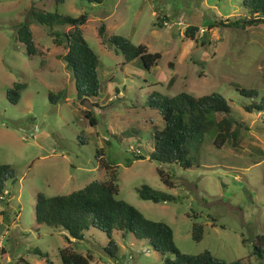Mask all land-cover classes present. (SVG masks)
Returning a JSON list of instances; mask_svg holds the SVG:
<instances>
[{
    "label": "rangeland",
    "instance_id": "1",
    "mask_svg": "<svg viewBox=\"0 0 264 264\" xmlns=\"http://www.w3.org/2000/svg\"><path fill=\"white\" fill-rule=\"evenodd\" d=\"M38 10L87 15L81 28L99 58L103 87L98 96L75 97L62 58L66 49L54 41L55 31L71 27L40 24L33 18ZM245 15L241 0H0V163L9 164L15 175L0 200V264H17L19 257L45 264L34 248L61 264L62 247L91 254L88 264H164L159 252L129 233L113 232L116 259L103 249L108 237L97 228L74 240L61 227L36 224V194L69 193L105 179L100 158L117 170L118 198L169 224L181 252L209 250L225 261L264 264L252 254L255 235L264 233V114L245 111L250 98L235 87H254L264 95V23H234ZM20 22L29 24L35 53L27 54L17 38ZM101 23L105 39L97 32ZM190 24L199 27L195 39L184 34ZM111 35L159 52L157 64L145 70L138 58L124 62L107 42ZM15 81L27 85L12 103L6 91ZM152 90L168 96L218 92L243 124L239 147H216L208 132L191 151L189 168L149 160L154 126L163 124L155 109L143 105ZM49 92H60V99L53 103ZM85 110L96 117L95 125L84 117ZM159 167L172 173V187L160 180ZM142 184L176 198L141 199L136 190ZM194 221L203 225L199 240L190 234Z\"/></svg>",
    "mask_w": 264,
    "mask_h": 264
},
{
    "label": "trees",
    "instance_id": "2",
    "mask_svg": "<svg viewBox=\"0 0 264 264\" xmlns=\"http://www.w3.org/2000/svg\"><path fill=\"white\" fill-rule=\"evenodd\" d=\"M63 0H55L60 3ZM89 3H101L103 0H84ZM247 15L234 23L241 25H254L264 23V0H241ZM33 18L42 25L52 28L54 25H69L68 31L54 32V41L64 44L66 49L62 55L66 67L70 70L75 86V97L87 100L96 97L102 89L98 76L99 58L89 46L82 34L81 25L86 21L87 15L80 14L72 17L51 11H34ZM224 21L220 22H225ZM210 26H213L210 24ZM197 25L190 24L185 30V36L195 39ZM103 23L98 27V35L105 39ZM17 38L26 48L27 54L35 53L32 32L27 22H20L16 29ZM107 42L116 51H120L124 62L138 58L145 70L157 64L160 53L150 52L144 44H134L122 35H111ZM25 81H15L6 91L7 98L16 103L20 94L26 87ZM236 89L244 96L250 98L243 104L247 112L264 114V95L259 96L254 87H244L235 84ZM61 97L60 92H49V98L54 103ZM155 109L162 119V127L154 126L152 134L153 145L148 153V159L159 164H175L181 168L193 165L190 156L193 149L197 150L205 134L213 133V143L216 147L230 144L237 148L241 141L243 124L238 122L232 113V107L218 92H210L195 96L190 92L180 91L172 96L149 91L143 104ZM84 117L90 125L96 124V117L90 110L84 111ZM101 154V152L99 151ZM139 158L142 155H137ZM101 165L106 169L107 176L103 180L93 179L82 187L69 193L47 196L38 192L35 198V222L53 227H61L67 232L66 238L82 240L84 232L90 227L103 231L108 237L103 249L109 256L117 259V242L113 232L119 231L122 235L131 234L134 238L145 240L155 251L159 252L164 264H246L241 259L225 261L214 256L211 251L204 250L196 254L181 252L173 238V230L164 221L147 218L135 206L118 198L117 170L105 159L100 158ZM160 180L168 187L173 186V177L170 171L157 168ZM14 169L7 163H0V195L8 181H14ZM137 194L141 199L153 202L173 201L176 196L153 189L147 184L137 187ZM203 225L194 221L191 225V237L199 240L202 237ZM252 254L264 259V233L255 235ZM33 252L44 259L45 264H53L48 252L34 248ZM61 264H88L91 254H81L68 247L59 249ZM17 264H32L19 257Z\"/></svg>",
    "mask_w": 264,
    "mask_h": 264
},
{
    "label": "built area",
    "instance_id": "3",
    "mask_svg": "<svg viewBox=\"0 0 264 264\" xmlns=\"http://www.w3.org/2000/svg\"><path fill=\"white\" fill-rule=\"evenodd\" d=\"M256 17L264 18V16H259V15ZM201 30L203 31V29H201ZM7 192L8 191L6 189L3 190V193L0 195V200L4 199L6 197Z\"/></svg>",
    "mask_w": 264,
    "mask_h": 264
},
{
    "label": "crops",
    "instance_id": "4",
    "mask_svg": "<svg viewBox=\"0 0 264 264\" xmlns=\"http://www.w3.org/2000/svg\"><path fill=\"white\" fill-rule=\"evenodd\" d=\"M137 241H139V239H137ZM145 241V240H144ZM146 242V241H145ZM146 246H148V245H146ZM145 247V246H144Z\"/></svg>",
    "mask_w": 264,
    "mask_h": 264
}]
</instances>
